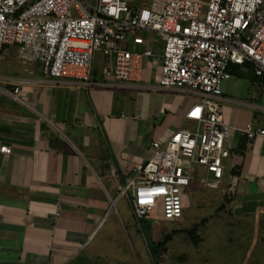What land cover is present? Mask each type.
I'll list each match as a JSON object with an SVG mask.
<instances>
[{
    "label": "crops",
    "instance_id": "0c3cea01",
    "mask_svg": "<svg viewBox=\"0 0 264 264\" xmlns=\"http://www.w3.org/2000/svg\"><path fill=\"white\" fill-rule=\"evenodd\" d=\"M100 54L94 53L91 71L98 84L85 86L49 80L38 62L18 59L15 44L0 49V146L10 149L0 152V264H101L102 255L92 262L88 251L92 242L108 244L101 231H119L126 206L141 220L127 197L117 196L118 185L146 161L152 140L194 126L183 112L195 95L159 88L151 58L143 59L140 80L126 83L102 77ZM229 72L219 104L230 127L221 178L215 187L203 185L208 174L193 166L182 216L167 220L189 224L192 214L211 215L198 229L207 238L187 252L196 256L211 247L213 264H220L221 247L264 251V135L248 140L242 131L246 122L264 128V76L255 77L247 65H231ZM15 86L24 103L12 98ZM138 223L129 220L128 229L141 236ZM144 243L141 238L138 245Z\"/></svg>",
    "mask_w": 264,
    "mask_h": 264
},
{
    "label": "built area",
    "instance_id": "2783aa9c",
    "mask_svg": "<svg viewBox=\"0 0 264 264\" xmlns=\"http://www.w3.org/2000/svg\"><path fill=\"white\" fill-rule=\"evenodd\" d=\"M13 44L23 64L38 62L51 81L98 84L91 76L98 51L106 58L103 78L137 82L143 59L151 58L159 88L195 95L183 112L192 129L152 140L146 161L117 187L138 217L158 211L178 220L193 166L208 174L201 184L215 187L229 155L230 127L219 105L229 66L247 65L264 76V0H0V49ZM18 89L11 96L24 103ZM242 131L248 140L264 135L251 122Z\"/></svg>",
    "mask_w": 264,
    "mask_h": 264
},
{
    "label": "rangeland",
    "instance_id": "374dc122",
    "mask_svg": "<svg viewBox=\"0 0 264 264\" xmlns=\"http://www.w3.org/2000/svg\"><path fill=\"white\" fill-rule=\"evenodd\" d=\"M129 1L134 5H140L141 0ZM96 63L97 62L95 61V64ZM144 66L145 63H143V68ZM124 199L125 198H122L120 201L123 200V203H126ZM130 208L132 212H134L133 207L130 206ZM125 209L127 210L125 211L127 212V218H125L123 214V216L121 217L122 225L120 226L119 231L113 229L112 227H109L108 230L101 231V233L98 235L99 238L103 237V240L105 239V237L108 238V244L103 242V246H97L99 248H95L93 247L95 242H92V248H88V251H93L90 254L92 262L95 261V258L93 256L102 255L100 256V259H98L101 264H153L147 253L146 244L144 243L145 246H139L138 242H141L142 238L143 242L146 241V243H150L152 240L156 241L161 239L163 235L168 233L169 235H171V238L173 237V239L171 242L167 243L166 251L160 254V257L158 258V262L160 264H190V261L188 259H190V257L192 256L194 259L196 258L198 262H201V264H213L211 247L208 250L203 249L202 251H199L198 249L199 252H197L196 256H200L201 259L197 258L194 254H188V252L190 253V251L193 250L194 247L198 246L202 237L207 238L208 234L204 235V233H202L198 229L200 228L201 224L212 217L211 215L209 217L205 216V220L201 222V220L204 218H200L196 214H192L191 218L194 221L188 222L189 224H184L178 223V221H167L161 218L158 211H152L147 217H144V219L138 220L142 222V231L141 236H137L128 229V222L130 220L132 225L134 223L139 225V223L136 218L132 217L130 209L127 206L125 207ZM206 209L209 210L208 208ZM199 218L200 220H198ZM198 223L200 224L198 225V227L193 229V232L198 235L199 240L196 244H194L191 240L192 237H190L188 233H185V230L191 229ZM150 228H152L151 232ZM168 244L169 247L167 249ZM112 246H114V248ZM221 249L223 250V254L218 258L220 264H250L252 262L250 257L255 258L257 255V262L255 263L264 264L263 248L258 247L254 248L253 250L249 248V250H247L248 248L243 247L237 248V251L235 249H233V251H230V249L226 247H221ZM205 259L206 262H203V260Z\"/></svg>",
    "mask_w": 264,
    "mask_h": 264
},
{
    "label": "trees",
    "instance_id": "16d2710c",
    "mask_svg": "<svg viewBox=\"0 0 264 264\" xmlns=\"http://www.w3.org/2000/svg\"><path fill=\"white\" fill-rule=\"evenodd\" d=\"M141 218V217H140ZM144 218V217H142ZM141 218V219H142ZM205 220L202 219L201 222H203ZM200 222V223H201ZM198 223L197 225H194L191 229L185 230V233H188V235L190 237H192V242L194 244H196L199 240L198 235H196L193 231V229H195L196 227H198V225L200 224ZM171 240V235H169L168 233H166L165 235L162 236L161 239L159 240H152L150 243H146V249H147V253L152 261L153 264H160L158 262V258L160 257V254L166 251V245L167 243Z\"/></svg>",
    "mask_w": 264,
    "mask_h": 264
}]
</instances>
